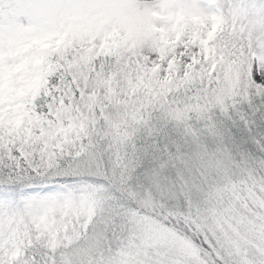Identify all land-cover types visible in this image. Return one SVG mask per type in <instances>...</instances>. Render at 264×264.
Masks as SVG:
<instances>
[{"label": "snow or ice", "instance_id": "snow-or-ice-1", "mask_svg": "<svg viewBox=\"0 0 264 264\" xmlns=\"http://www.w3.org/2000/svg\"><path fill=\"white\" fill-rule=\"evenodd\" d=\"M0 264H264V0H0Z\"/></svg>", "mask_w": 264, "mask_h": 264}]
</instances>
